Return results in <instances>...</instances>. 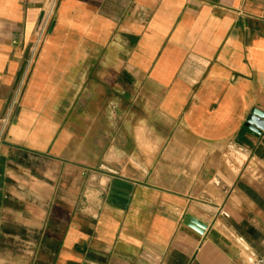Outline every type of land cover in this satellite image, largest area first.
Returning <instances> with one entry per match:
<instances>
[{"label":"crops","instance_id":"1","mask_svg":"<svg viewBox=\"0 0 264 264\" xmlns=\"http://www.w3.org/2000/svg\"><path fill=\"white\" fill-rule=\"evenodd\" d=\"M254 110L264 0H0V239L37 264L264 259Z\"/></svg>","mask_w":264,"mask_h":264},{"label":"rangeland","instance_id":"2","mask_svg":"<svg viewBox=\"0 0 264 264\" xmlns=\"http://www.w3.org/2000/svg\"><path fill=\"white\" fill-rule=\"evenodd\" d=\"M37 238L0 239V264H37L45 258L43 247L38 250ZM48 259V258H47Z\"/></svg>","mask_w":264,"mask_h":264},{"label":"water","instance_id":"3","mask_svg":"<svg viewBox=\"0 0 264 264\" xmlns=\"http://www.w3.org/2000/svg\"><path fill=\"white\" fill-rule=\"evenodd\" d=\"M252 114L259 118L260 121H257L256 118H252L245 123L244 129L257 136H262L264 134V113L254 110ZM131 191L132 187L130 185L115 181L111 188L110 196L113 201H117L121 204H127L130 200ZM186 225L196 230L200 234L204 233L206 228V225L193 219L192 217H187Z\"/></svg>","mask_w":264,"mask_h":264},{"label":"built area","instance_id":"4","mask_svg":"<svg viewBox=\"0 0 264 264\" xmlns=\"http://www.w3.org/2000/svg\"><path fill=\"white\" fill-rule=\"evenodd\" d=\"M28 73V72H27ZM28 75V74H27ZM25 83V80L23 81V85ZM7 124V121H5V125ZM250 264H264V259L256 257L254 254L251 255L249 259Z\"/></svg>","mask_w":264,"mask_h":264}]
</instances>
